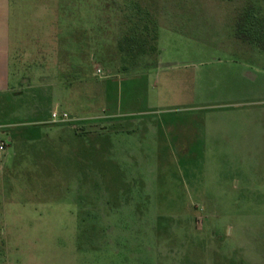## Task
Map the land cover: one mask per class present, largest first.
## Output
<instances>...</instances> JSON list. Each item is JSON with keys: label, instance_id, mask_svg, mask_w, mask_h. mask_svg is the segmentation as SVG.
Here are the masks:
<instances>
[{"label": "rangeland", "instance_id": "1", "mask_svg": "<svg viewBox=\"0 0 264 264\" xmlns=\"http://www.w3.org/2000/svg\"><path fill=\"white\" fill-rule=\"evenodd\" d=\"M9 2L89 92L0 171V264H264V0Z\"/></svg>", "mask_w": 264, "mask_h": 264}, {"label": "crops", "instance_id": "2", "mask_svg": "<svg viewBox=\"0 0 264 264\" xmlns=\"http://www.w3.org/2000/svg\"><path fill=\"white\" fill-rule=\"evenodd\" d=\"M9 5V0H0V137L9 140L6 152L0 154L2 173L5 168L16 167V158L23 152H28L33 162L39 163L43 154L49 153L53 158L54 146L78 145L80 142L73 138L72 132L70 134V128L51 123L49 115L54 109L64 110L61 105L71 98L89 92L65 81L73 72L67 70V60L61 62L53 56L55 48H51L53 37L49 32L41 34H44L43 39L33 35L32 44L28 43L33 48L22 47V37L12 40ZM252 115L258 116L264 124V107ZM24 120H36L38 124L25 128ZM232 143L230 154L243 144Z\"/></svg>", "mask_w": 264, "mask_h": 264}, {"label": "built area", "instance_id": "3", "mask_svg": "<svg viewBox=\"0 0 264 264\" xmlns=\"http://www.w3.org/2000/svg\"><path fill=\"white\" fill-rule=\"evenodd\" d=\"M100 69L96 70V73H98ZM49 119L51 122H65V121H70L73 120L72 118L66 111L64 110H59V109H54L50 112ZM9 140L4 139L0 137V154H4L6 152V149L8 147Z\"/></svg>", "mask_w": 264, "mask_h": 264}, {"label": "trees", "instance_id": "4", "mask_svg": "<svg viewBox=\"0 0 264 264\" xmlns=\"http://www.w3.org/2000/svg\"><path fill=\"white\" fill-rule=\"evenodd\" d=\"M153 29L155 30V27H153ZM155 35H156V34H155ZM155 35H154V36H155Z\"/></svg>", "mask_w": 264, "mask_h": 264}]
</instances>
